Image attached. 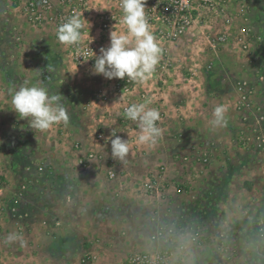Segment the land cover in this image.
I'll return each mask as SVG.
<instances>
[{"label": "rangeland", "instance_id": "obj_1", "mask_svg": "<svg viewBox=\"0 0 264 264\" xmlns=\"http://www.w3.org/2000/svg\"><path fill=\"white\" fill-rule=\"evenodd\" d=\"M253 3L250 24L256 41L250 48L205 44L198 52L192 47L201 58H177L159 87L153 74L133 93L137 104L153 99L149 107L160 112L162 134L148 147L137 142L138 122L119 114L123 107L116 97L105 106L89 105L101 82L98 74L63 62L50 33L31 27L7 0H0V138L6 131L14 133L3 139L0 150L1 195L11 191L6 184L13 179L22 198L7 202L11 210L0 215V258L15 264L56 258V250L45 253L42 246L58 238L63 223L71 228V220L59 218V209L71 204L74 189L90 194L89 188L72 183L86 180L81 184L94 185L95 195L110 198L115 210L105 218L122 226L124 238L137 232L151 238L159 227L176 229L180 236L171 243L174 254L168 264H208V254L200 252L208 245L213 257H225L222 264H264V0ZM23 85L60 95L68 124L32 129L11 103ZM218 105L227 108V123L214 128L210 121ZM13 113L17 119L12 121ZM113 132L130 145L125 164L111 156ZM38 164L44 172L38 173ZM106 164L113 179L107 177ZM27 196L31 202H25ZM90 226L81 228V264L96 258L127 264L125 248L91 251ZM12 233L23 243L6 242ZM64 241L71 243L67 236Z\"/></svg>", "mask_w": 264, "mask_h": 264}, {"label": "built area", "instance_id": "obj_2", "mask_svg": "<svg viewBox=\"0 0 264 264\" xmlns=\"http://www.w3.org/2000/svg\"><path fill=\"white\" fill-rule=\"evenodd\" d=\"M254 0H146L145 14L153 34L162 48L161 58L154 72L159 81H166L163 75L174 70L177 58L188 59V48L201 52L203 45L242 44L250 48L256 41V34L250 24ZM15 14L20 13L28 24L51 34L57 46L59 57L63 62L72 64L77 70H89L93 74L94 53L100 54L102 47L110 44L112 30L126 31L120 23L123 12L120 0H7ZM104 7L110 10L92 8ZM83 13L81 19L90 28L83 29L84 43L79 46H65L57 38V28L74 13ZM90 32V35H89ZM92 40V41H91ZM91 41V43H90ZM90 43V44H89ZM189 43V47H188ZM216 51V50H215ZM87 59V60H86ZM95 75V74H93ZM100 84L94 87L89 105L105 106L112 97H116L123 109L119 114L125 115V109L131 104L132 95L141 83L127 79H107L98 74ZM118 114V115H119ZM2 130L0 128V136ZM99 138L103 135L99 134ZM90 156L97 157L91 153ZM105 156V151L100 157ZM107 177L113 179L115 173L107 166ZM38 173L44 172V166L38 164ZM21 187H28L24 182ZM3 183L0 180V195ZM180 235L172 227L158 228L151 236L153 250L131 251L127 264H168L174 251L171 243ZM180 246V248H183Z\"/></svg>", "mask_w": 264, "mask_h": 264}, {"label": "clouds", "instance_id": "obj_3", "mask_svg": "<svg viewBox=\"0 0 264 264\" xmlns=\"http://www.w3.org/2000/svg\"><path fill=\"white\" fill-rule=\"evenodd\" d=\"M145 5L146 0H120L119 7L123 12L120 23L126 31L110 32L109 46L102 47L99 55L94 53L93 74H102L107 79L126 78L127 81L138 83H144L152 77L160 61L162 48L148 23ZM82 15L83 13L80 12L74 13L58 26L56 34L61 44L77 46L79 49L84 43L82 30L86 27L90 28V24L85 25L84 20L81 19ZM152 102L153 99H150L144 103L131 104L125 109L126 118L139 124L140 135L137 137V142L148 147H154L162 134L157 126L160 112L149 107ZM11 103L13 110L21 119H27L32 129L41 132L61 123L67 125L69 122L68 111L63 105L62 97L50 94L46 87L23 85L14 92ZM226 112L225 106H216L212 114L213 119L210 121L211 126L214 128L225 126ZM112 134L115 138L111 139V156L121 164H125L130 154L128 140L122 139L114 132ZM18 240L23 243L21 236L12 233L8 235L6 242L12 243Z\"/></svg>", "mask_w": 264, "mask_h": 264}, {"label": "crops", "instance_id": "obj_4", "mask_svg": "<svg viewBox=\"0 0 264 264\" xmlns=\"http://www.w3.org/2000/svg\"><path fill=\"white\" fill-rule=\"evenodd\" d=\"M193 51L194 50L192 51L188 50L189 59H197L199 56L201 58V55L194 54ZM15 115L16 114L13 113V116H9L12 121L17 119ZM6 132L5 134H3L4 136H2L4 138H0V150H2L1 148L4 146L3 139H6L9 136L11 138L14 137V133L12 135H9L8 133L6 134ZM38 177L39 175L37 176V178ZM36 180L38 181V179ZM75 182H76L75 187L76 186L79 187L82 185L83 187L89 188L90 194H88L89 192L85 193V191L81 189L79 190L74 189L72 191V196H71L72 206L71 204L69 205H66L65 203L61 204L59 209L60 213L58 212L60 214L59 218L61 220H64L65 222L66 220L68 221L71 220L72 226L71 228H64L67 225L66 223H63L64 225L62 226V228H60L59 230L60 232L57 234L58 238L55 239V241L51 245L47 244L46 246L45 245L42 246V247H46L44 249L45 253L49 252L50 248L52 250H56L57 257L50 259L46 258V261L41 264H81V260L79 257H77V255L79 256L80 250L85 248L82 242L83 240H85V238L81 234L82 231L81 228L82 225L86 223H89L91 225L89 228L92 231L88 233V235L90 236L93 243L90 249L95 254L99 251L101 252L104 251L106 253L111 251L112 249H124V248L126 252L129 251L128 254H130L131 251L151 250L152 243L150 241V236L146 237L141 232H137V234H135L136 237L135 235H132V237L129 236V238L128 237L124 238V236H122L121 234V231L123 229L122 226H120V224L117 222L112 223L113 222L112 218L109 219L105 218L107 213H111V211L115 210V208L112 207V205L110 206L109 204L110 198L106 197L105 193L101 194L100 196L95 195L94 185L81 184V183H87L86 180L85 181L74 180V182L72 183L74 184ZM6 185H8L11 191L6 190V193L4 195H0V208L3 209V211L0 210V215L2 214V216L3 214L4 215L7 214V212L9 213V210H11V207H9L7 202H10L11 200L20 201L19 199H22L17 197L16 195L17 188L19 186V183H17L16 180L9 179ZM29 199L30 198L27 196V200H25V202H31V200ZM20 202H22V200ZM28 217L29 220H31L32 214L28 215ZM83 233L85 232L83 231ZM66 236L68 237L69 240H71V243L64 241ZM234 248H236V246H234ZM3 250H4V245L0 244V251ZM212 251L213 250L211 249L210 245L200 249L202 256L204 252L208 254L205 257L207 258L206 262L208 264H222L224 261H226L225 257L222 254L220 260L213 257L214 254L211 253ZM70 256L73 258L72 261L69 259ZM32 259L33 257L31 256L29 258L31 263L33 262ZM112 260L113 259H111V261ZM15 263L17 262L11 261L9 259L4 260L0 258V264H15ZM91 264H104V260H102L101 258L100 259L96 258L93 259Z\"/></svg>", "mask_w": 264, "mask_h": 264}]
</instances>
